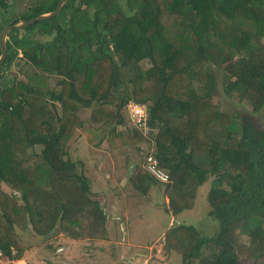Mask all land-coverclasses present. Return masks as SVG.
<instances>
[{
	"label": "trees",
	"instance_id": "16d2710c",
	"mask_svg": "<svg viewBox=\"0 0 264 264\" xmlns=\"http://www.w3.org/2000/svg\"><path fill=\"white\" fill-rule=\"evenodd\" d=\"M58 1L48 11L31 9L28 20ZM6 9L0 0V16ZM0 22H6L0 32L18 23ZM38 34L53 37L38 44L32 36ZM6 51L1 256L22 259L23 232L84 244L79 261L89 247L91 260L92 250L107 254L122 212L110 213L111 202L69 157L71 140L82 135L93 148L105 142L134 149L139 160L124 186L141 200L152 187L162 190L169 217L190 210L197 189L211 179L206 217L216 224L213 236L174 221L165 233L164 247L182 264H264V0H71L56 17L8 32ZM218 89L262 114L260 129L237 110H224ZM129 102L146 107L150 139L129 128ZM148 155L166 183L145 169ZM142 203L132 202L139 210ZM134 218L144 219V212Z\"/></svg>",
	"mask_w": 264,
	"mask_h": 264
},
{
	"label": "rangeland",
	"instance_id": "374dc122",
	"mask_svg": "<svg viewBox=\"0 0 264 264\" xmlns=\"http://www.w3.org/2000/svg\"><path fill=\"white\" fill-rule=\"evenodd\" d=\"M57 1L58 0H8L7 11L5 12V16H0V21L2 19L17 22L27 21L28 16L33 12L31 9L38 8L40 11H48ZM68 2L70 3L71 0H68ZM76 4L77 1H75V6H77ZM4 23L6 24V22ZM5 24L2 25L0 22V26H4ZM40 35L41 34H38V36L32 35L33 40L38 44L50 41L53 37ZM10 67L11 71L15 70L14 65ZM54 84L55 80H52L51 86H54ZM215 98L221 100V105L224 110H237L242 117L254 115L247 105H238V102L226 98L220 89L216 92ZM261 110L260 112L264 114V106ZM257 115L259 117L262 116L259 112L255 116ZM239 121L240 123L246 124L244 118L240 117ZM68 155L72 160L81 164V168L90 184L93 188L97 189L96 194L99 193V197L103 199V202H111L112 205L109 209L110 213L122 212L127 214L126 216L129 220L126 226L127 231L131 232L132 230L130 228L135 221L134 216L141 215V211H143L144 219H147L148 210H152H150V213L154 218L151 220V223L146 225L147 229L144 232V236L145 240L148 242L146 250L150 248L149 250H153L152 254L155 255L158 248H162L163 246L165 233L174 226L173 223L168 226L170 217L164 211V206L166 202L168 203V199L163 196L162 190L152 187L149 194L141 200L131 188L124 186L126 174L138 163L139 156L137 152L131 149L130 146H125L123 149H111L105 142L100 147L93 148L90 147L82 135H78L71 140L68 148ZM210 183L211 179L197 189L192 208L182 212L176 216V218H173L174 225L179 224L194 227L203 237L213 236L214 232L217 230L216 224L206 217L209 208L208 191ZM5 190L9 191L7 188H5ZM132 199L133 201L138 200V202H143L141 207L139 206L140 210L137 205L132 204ZM100 202L103 203L102 201ZM119 230V227H114L113 233L116 234ZM113 233V242H122V238L113 235ZM20 236L23 247H28V249L24 251L22 259L8 261L0 255V264H131L127 258L130 253L125 254L122 259L119 254L116 256L108 255L109 261H107V259L103 257L106 253L101 252L92 260L87 256L83 261H79L84 255L86 246L84 244H76L67 241L63 239V235L61 236L60 234H54L48 242L45 237H40L39 235L37 237L27 236L23 232ZM145 240L144 245L146 246ZM128 242L131 243L129 237L123 239V244L134 250L145 247L144 245L142 247H136L133 246L132 243L128 245ZM167 251L165 247L162 250L164 255L167 254L166 258L163 255L154 256L156 259H152L149 263L182 264V257L180 254L173 251L168 253ZM132 252L133 251H131V253ZM248 264L251 263L249 262Z\"/></svg>",
	"mask_w": 264,
	"mask_h": 264
},
{
	"label": "crops",
	"instance_id": "0c3cea01",
	"mask_svg": "<svg viewBox=\"0 0 264 264\" xmlns=\"http://www.w3.org/2000/svg\"><path fill=\"white\" fill-rule=\"evenodd\" d=\"M115 201H117V200H115ZM166 204H167V202H166ZM116 209H117V207H116ZM126 215H127L126 213H122L121 219L123 220L122 221L123 223L121 222L118 224V225H120V229L124 230L123 233L122 234L119 232H117L116 234L113 233V235L120 236L122 238V242L115 243V242H113V239H112L113 237H111L110 240L107 241V243L105 245V247H106L108 244V247H107L108 253L105 254L104 256H106L107 261H109L108 255L116 256L119 254L120 258L122 259L125 254L130 253L127 258L131 264H142L143 261H144L143 264H150L149 262L152 259H156L154 256L164 254V253H162V248H158L155 255L152 254L153 250H149L150 248L146 250V248L148 247V242L145 240L144 232L147 229L146 225L151 223V221H149L148 219H142L140 221H137V222L133 223L134 225L131 226V228H130L132 230H131V232H129L126 230L127 229L126 226H127V222H128ZM172 223H173V217H170V222L168 223V226H170ZM127 237L130 238V241L133 244V246L142 247L144 245V240H145L146 246L144 245L145 247H143L141 249H135V250L132 248H128L127 245L123 244V239H126ZM131 243L128 242L127 244L131 245ZM86 251L89 252L88 257H90L91 248L89 247L88 249H86ZM131 251H133V252L131 253ZM92 252H93V255L96 257V255L98 254L96 252V250H92ZM141 252H143V253H141ZM159 252H161V254ZM167 252L169 253V251H167ZM163 256L166 258L167 254H165Z\"/></svg>",
	"mask_w": 264,
	"mask_h": 264
},
{
	"label": "water",
	"instance_id": "95a60500",
	"mask_svg": "<svg viewBox=\"0 0 264 264\" xmlns=\"http://www.w3.org/2000/svg\"><path fill=\"white\" fill-rule=\"evenodd\" d=\"M68 0H60L59 3L56 5L55 9L52 12H49L47 14H43L40 15L36 18L27 20V21H22V22H18L17 24L11 25L6 27L5 29L2 30V32L0 33V63L2 62V60L5 58L6 56V48H5V37L8 34L9 31L11 30H22L24 28L29 27L30 25H33L35 22H42V21H46L49 19L54 18L55 16H57L62 8V6L67 2ZM77 5V4H76ZM1 76V74H0ZM254 123V122H253ZM255 127L259 128V126H256V124L254 123Z\"/></svg>",
	"mask_w": 264,
	"mask_h": 264
},
{
	"label": "built area",
	"instance_id": "2783aa9c",
	"mask_svg": "<svg viewBox=\"0 0 264 264\" xmlns=\"http://www.w3.org/2000/svg\"><path fill=\"white\" fill-rule=\"evenodd\" d=\"M128 115L131 120V123L138 129L143 132L145 136L151 135V130L146 125V109L145 107L138 106L136 104L130 103L127 106ZM150 161V160H149ZM150 171L156 175L157 178L166 182L168 177L165 176L163 173L159 172L155 168V162H151Z\"/></svg>",
	"mask_w": 264,
	"mask_h": 264
},
{
	"label": "clouds",
	"instance_id": "9594fccd",
	"mask_svg": "<svg viewBox=\"0 0 264 264\" xmlns=\"http://www.w3.org/2000/svg\"><path fill=\"white\" fill-rule=\"evenodd\" d=\"M7 1L8 0H6V4H7V7H8V3H7ZM68 2V1H67ZM63 7V6H62ZM76 7H78V2H77V6ZM62 9V8H61ZM52 12V11H51ZM49 13V12H48ZM45 14H47V13H45ZM41 15H43V14H41ZM40 16V15H39ZM38 17V16H37ZM56 17V16H55ZM36 18V17H35ZM30 20V19H29ZM8 22H11L10 20H8ZM11 26V25H10ZM31 26V25H30ZM7 27V26H6ZM5 27V28H6ZM4 28V29H5ZM28 28V27H27ZM24 29H26V28H24ZM24 29H22V30H24ZM3 30V29H2ZM2 32V31H1ZM0 32V33H1ZM10 32V31H9ZM8 35V34H7ZM7 35H6V37H5V48H6V40H7ZM7 52V51H6ZM2 63V62H1ZM0 63V64H1ZM1 74V73H0ZM130 103H132V104H136V103H133V102H129L127 105H126V108H125V110H126V116H127V119H128V121H129V126L132 128V129H134L135 131H138L139 133H141L142 135H143V137L144 138H146V139H150L151 138V136H152V134H153V129H151L148 125H147V121H146V125H147V127L151 130V135L150 136H145L144 134H143V132L141 131V130H138L132 123H131V120H130V118H129V115H128V110H127V106L130 104ZM136 105H138V104H136ZM138 106H141V105H138ZM141 107H145V106H141ZM145 109H146V107H145ZM150 160V161H149ZM151 162H155V168H156V170L157 171H159V172H161V173H163L165 176H167V174L165 173V171L163 170V169H161L159 166H158V163H157V161L156 160H154L153 158H151L150 157V155H148V156H146V158H145V163H144V167H145V169L151 174V175H153L156 179H158L159 180V182L160 183H166V182H164V181H162V180H160L159 178H157L156 177V175H154L151 171H150V164H151ZM134 167V166H133ZM168 177V176H167ZM168 180V179H167ZM163 248H164V243H163V246H162V250H163ZM160 254H161V252H159ZM147 254V253H146ZM162 255H164V254H162ZM143 263H144V261H143Z\"/></svg>",
	"mask_w": 264,
	"mask_h": 264
},
{
	"label": "flooded vegetation",
	"instance_id": "af4514ba",
	"mask_svg": "<svg viewBox=\"0 0 264 264\" xmlns=\"http://www.w3.org/2000/svg\"><path fill=\"white\" fill-rule=\"evenodd\" d=\"M70 1V0H69ZM246 121H248L253 127H255L254 123L256 124V126H259L260 127V124L258 122V117L255 116V115H250V116H243ZM254 122V123H253ZM257 128V127H255ZM257 129H260V128H257Z\"/></svg>",
	"mask_w": 264,
	"mask_h": 264
}]
</instances>
